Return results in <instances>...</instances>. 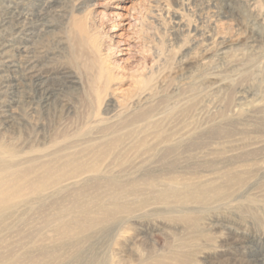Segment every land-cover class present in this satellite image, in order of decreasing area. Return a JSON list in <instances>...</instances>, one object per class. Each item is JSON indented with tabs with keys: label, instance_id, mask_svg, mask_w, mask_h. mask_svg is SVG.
Returning a JSON list of instances; mask_svg holds the SVG:
<instances>
[{
	"label": "rangeland",
	"instance_id": "1",
	"mask_svg": "<svg viewBox=\"0 0 264 264\" xmlns=\"http://www.w3.org/2000/svg\"><path fill=\"white\" fill-rule=\"evenodd\" d=\"M2 42L0 264H260L264 0H0Z\"/></svg>",
	"mask_w": 264,
	"mask_h": 264
},
{
	"label": "bare ground",
	"instance_id": "2",
	"mask_svg": "<svg viewBox=\"0 0 264 264\" xmlns=\"http://www.w3.org/2000/svg\"><path fill=\"white\" fill-rule=\"evenodd\" d=\"M16 8L17 7L15 3L9 6V13L16 14L17 18L22 17L20 13H16ZM37 17H39V15ZM10 20L8 19V17H6L5 20L2 22V24H7L9 22H12ZM22 26H25V23H23ZM41 26L43 27L46 25H41ZM10 28L14 29V26H11ZM42 31H45V29H40L39 32ZM34 34H25L27 37L25 44H23L22 46L20 45L21 46L20 49L23 52L29 53L28 50L29 45H27L26 42L32 40ZM11 47H13V45L9 44L8 42L0 43V60H1L0 62L2 66H6L7 69L16 71V69L19 68L20 66L16 64L14 60L11 59V55H10ZM38 52L39 50H35L33 51L32 55L27 56L26 72L30 74V77L32 78L34 93L38 98L39 106L41 108H48L52 104L64 102L63 94L69 88H74L78 84V80L75 75H73L69 70L66 69L57 70V71L45 70L44 67H42L44 66V64H42L41 61H39L38 55H36V53ZM42 69H44V72L42 71ZM12 89L13 88L7 84V79L5 77H0V92H1L0 96H2L1 94L12 92L13 91ZM18 102H19L18 99L5 100L0 97V126L7 125L16 119V117L19 115L16 110V104H18ZM250 243H252V241H246L243 242L242 244L238 242V245L247 248ZM258 253L254 254L255 256L254 258L260 264H264V253L262 252H258Z\"/></svg>",
	"mask_w": 264,
	"mask_h": 264
}]
</instances>
